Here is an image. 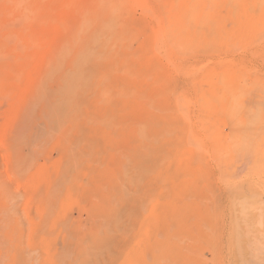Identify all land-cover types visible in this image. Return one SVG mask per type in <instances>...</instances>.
Wrapping results in <instances>:
<instances>
[{
  "label": "bare ground",
  "instance_id": "6f19581e",
  "mask_svg": "<svg viewBox=\"0 0 264 264\" xmlns=\"http://www.w3.org/2000/svg\"><path fill=\"white\" fill-rule=\"evenodd\" d=\"M51 1H48V2L46 1V4L47 3L48 4L53 3V1L52 2ZM154 1L155 0H146V1L138 0V6L142 9L140 16L139 17H134V16L130 17L126 21V23L122 26H119L112 18H109L108 20H106V23L103 26H97L96 28L93 29L92 33H90L89 35L81 36V34H80L78 37L75 38V40L72 42L73 45H75V53H74L75 57H74L73 63L75 65H77L78 67H82L83 70H86V71L88 69H94L98 73V75L95 76V77H98V79L94 80V81H90V82H83V83L80 81V82H78L80 84L76 83L75 86L73 85L74 87H72V88L68 87V89L66 90L67 92H65L66 94L52 96L53 101L55 103V108L53 110L51 109L53 106V104H52L53 102L51 100L50 109L52 110V112H54L53 114H55V111L57 112L55 114V116H57L60 119V120L58 119V121H60V122H57L58 124L60 123L59 125H61V124L63 125V122H64V126H65L64 129H66L67 133H69V134L66 133L68 136L70 135V133L72 131L73 133H71V134L75 135L74 137L73 136L72 137L75 139L76 136H78L79 134H82L83 132H85L83 134H85V136H87L86 135L87 131H90V132H88V133H90V135L87 137L89 138L90 136H92V137H90L91 141H90V139L88 140L87 137H84V135L81 136V139H82V137H84L85 142H87V143H88V141L93 142L92 144H94L95 147H96L95 143L96 142L98 143L99 140H100L99 141L100 143L104 142V141H101V140H103L102 136H104L103 134L105 133V132L104 133L102 132L103 131L102 127L105 128V127H108L109 125H111L110 127H112V129H113V127L117 125L118 130L116 131L117 132L116 137L117 138L121 137V138H119V140L121 139L122 143L124 141L125 145H124V147L121 146L122 149H124V151L122 149H120V150H122L121 151L122 153H119L120 156L117 158V162H116V160L114 161V162H116V164L118 163V170L119 171L116 172L117 173V175H116L117 180H116L115 184L111 186V194L116 195V194L122 193L123 197L124 198L126 197V199L129 198V197H127V193H126L127 191H129V190H126L127 189L126 186L129 183V181L127 180L128 179L127 175L125 174L126 165H127V167H129L130 164H132V163L136 164V166H134L133 168H131L129 170V171H131L129 179H132V177L135 174L138 175V173L141 174L144 171V168L141 169L143 166L142 163H145L144 161L151 160V159H153V160L157 159L158 160V158L164 159V161H165V160H167L166 158H170L168 156L170 154H171V158L174 157L178 151V150H176V149H178L177 145L180 143L181 140L183 141V139L185 138V133H187V132L190 133V130H192L193 128L196 127V124H195L196 121L195 120H199L202 117L209 118L211 116L216 115L214 113L220 112L219 115L222 116V120H223V118H225V120H227L231 126L230 130L226 131L225 136L224 135H221V136H224V140H227V141H234L235 140V141L231 142V143L230 142L226 143V141H224L225 144L223 143V145H221L222 143L221 144L219 143L220 137L216 134L218 136L219 140L215 139V138H217L215 136L214 137L215 144L218 143L220 145H218V144L215 145L214 143H211L212 145L209 147H207V145H206V148L204 149V151H202V152H204L203 164H202V165H204V172H205L204 177L194 179L195 175L190 176L191 171H189V172L185 171V170L182 171L181 167H182V164L185 163L184 161L181 162L182 164H180V165H178L177 162L175 163V161L173 163H170V161H173L172 159H174L176 157L170 159V161L168 160L169 163H168V161L163 162L162 160L160 161V159H159V161L155 162L156 164H158V166L155 165L156 169L154 167H152L154 165V163L152 164V166L150 168L147 167V169H148V171L150 169H154L153 173H152L153 170L149 171V175L151 172L153 175V178L154 177L157 178L156 174H159V173H156V172L161 171V173L159 174L160 177L157 178V182H162V180H160V179H163L161 177H164L165 183L167 182V184H168L169 180H172V183H173V179H174V183H175V181L176 182L179 181L181 176H183L182 172H184L185 179H186L187 174H188L187 175L188 179H189L188 176H190V177L193 176L194 180H192L190 178L191 184H190V182L187 183V181H189V180H187V179L184 180V178L182 177L181 178V179H183L182 181H185V182L183 184H182V182H180L181 180L179 182H177L178 183V184L176 183L177 186L182 185V186H179V188L176 187V184H172L171 182L169 183L170 188H171L170 191L172 193L175 190L174 191L175 195H173L174 193H172V194L170 193V191L168 190L169 187L168 188L165 187V189H167L168 193L165 192L164 187H162L163 186L162 184H164V183H160L159 188L156 185V190L159 189V192H160L159 195L160 196H161V190L163 191L162 193L165 196L162 195V197L164 196L165 199L168 200L167 203H169V205H171L172 201L175 200L176 203H174V206L172 205V207L175 208L177 205L181 204L180 203V202H182V201H180L181 198L184 200L186 199L185 198L186 195L184 194L185 193L184 191L187 190V188H185V186H187L186 183L188 184V188L190 186V189H189L190 194H189V196H187L188 199H186L185 201L188 200L187 201V208H188V212L190 215L191 228L192 227L198 228V226H200L202 224H203L202 226H204L205 224H208L205 222L210 219V217L213 215V212L215 210L219 211V213H220L219 217L221 218V220H220L221 221L220 222L221 223V227H220L221 232L219 233V242L221 243V246H222V244L224 245L225 243L227 244L228 242H231V240L233 238H237V239H235L236 244L235 245L233 244L235 246V248H233V249L228 248V250H226V251H225V249H224V251L222 250L223 251V256H222L223 258L221 261L222 264H264V69H263V71H261L260 69L258 71L253 70L252 75H254L253 77H254V80L256 82L253 85L246 86L245 85V78H244V76H242V74H241L242 77H240V75H239V76H236L237 78H234L232 80H227L228 78H225L227 73L223 72V71H226L225 69L228 70L227 67L223 68L222 72L220 70L218 72V74H215L216 71L214 70L213 67H212V69H209L207 71L208 63H210V62H207V64H205V67H204V69L206 68V70L202 71L203 72L202 76L200 75V77H202L203 79L202 78L199 79L200 77H198V79H199L198 81L196 79H193L196 82L195 83L196 85L194 87H191L192 90H190V92L193 91L192 93L195 95V98H197V101L200 103V106L198 105L196 107V105H193L191 102V99H192L191 96L192 95L189 92L190 88L189 89L187 88V90H183V91H180V90L177 91V89H175V90L170 89L169 90L167 85H164L163 83L160 82L161 75H159V74L161 73V70L163 68L159 67L158 63L154 62V59L158 56V51L160 49L159 41H158V36L160 35V24H159V17H158L157 8H156V5L154 4ZM60 2L61 1H59L58 3H60ZM74 2L76 3V0ZM74 2L66 1V3L65 2H63V3L66 7H69V9H70V7H72L75 4ZM81 2H78V3L80 4ZM55 3H57V2H55ZM58 3L55 5V7L59 6ZM85 3H87V2L85 1ZM179 3L181 4V6L184 7L186 15L190 17L188 20V24L186 26V30H187L186 34L189 37H191L192 42L193 41L208 42L210 44V48H214L215 41H216L217 37H219L218 35H220L222 33H224V34L228 33V35H230V33H232V28L229 29L227 27V25H229V24H227L226 27H224V25L223 26L221 25V23H223L222 20H224L221 18L222 22H220V14H221L220 12H221V10H223V6H224V9L230 8V9L234 10L235 8H238V9H236V11L240 9L239 11L244 12V13L248 12L249 14L253 13V11H254V14H256V16L259 15V13H257V12L263 13V11H264V0H179ZM48 4H47V6H44L45 4H42V5L37 4L36 5V0H0V37H1L0 38V60L2 59L4 61L6 59L3 57L5 56L7 58V56H8V61L6 60L5 62L2 61V63H0V71H1L0 72V87L6 88L4 90V93L3 92H1V93H3V96L5 97V99L3 97L2 98L4 100H6V102L8 103V106H9V107L7 106V111L5 110V112H7V113H10V112L14 113L15 110L16 111L18 110V106L22 107V106H20L19 103H24L27 100H30L29 97H30V95L32 96V93L29 92V94H30L29 95L28 94L29 90H34L32 92H33V95L34 94L35 95L32 98L35 100L38 99V101H37L38 103H39V99L42 100V99L47 98V95L45 93V83H44V75H43L44 74V66L51 61V58L62 48V46L65 43L63 44L62 40L61 41L55 40V42L56 41L60 42V43L56 44V46H59V45H61V46L58 47L57 50L49 52V51L55 49L56 47H54V48L52 47L53 49L49 48L52 45L50 44L48 47L47 43H50L51 41L50 42L47 41L46 44H44V46H43L44 50H43L42 54L38 55L39 54V50H38V44H39L38 41L39 40L37 38V42H36L31 38L30 42H31V44H33L31 46L34 47V51H32L33 49L30 50L32 53L30 52L29 54H27L25 52L26 57H25V55H24V57L26 59L23 57V60H22V57L20 55H18L19 51L18 52L15 51L18 53L17 55L19 56L16 59H15L16 55L14 56V58H12V56L14 54L11 53L12 49H15V47L18 44H22L23 49H24V50H22V48L20 49V47H18L20 49V51L22 50L21 51L22 53L20 52L21 55H23V52L25 50L26 51L28 50L27 46H28L29 41L28 42L25 41V43H24L23 40H26V39L23 36L19 37V39H17V42L12 47L9 44V47H11V48H9L7 50H6V48L8 46L7 41L10 40L11 38H13V36L16 35L17 33L18 34L19 33L25 34V36H26V34H27V36L29 34V36L31 37V34L29 33L31 31H29L28 26L30 23H32V21L34 20L36 15L39 14V12L45 11L43 20L45 18L46 19L48 18L51 21L53 20L52 19L53 14L56 15V13L54 12L55 9L53 11L51 10L52 13L49 12L50 11V9H49L50 5H48ZM75 5H77V4H75ZM60 6L63 7V5H60ZM74 6H73V8L75 10V13L73 11L69 10L71 13L73 12L72 13L73 17L76 16V13L80 9H82L81 5H80V7H78L79 5L75 6V7ZM57 8H59V7H57ZM61 8H59V9H61ZM232 10H231V12H232ZM67 11H68V9H67ZM231 12L229 11V13L232 14L231 16H234L233 13H231ZM237 13L238 12H236L234 14L236 15ZM246 15H244V16L246 17ZM239 16H240V14H239ZM242 17H243V15H242ZM249 17L251 18L252 16L248 15V19L251 21V19ZM64 18L68 19L67 16ZM43 20H41V21H43ZM59 20L60 19H58V21ZM61 20L63 21V19H61ZM16 21H18V24H19V25H17V27L15 24ZM41 21L37 22L38 23L37 27L35 25L36 29L33 28V29H35V31L38 29L37 30L38 31L37 33H39L38 36L47 31V30H45L46 28L43 31L39 30V29L43 28V26L41 28L42 24L45 25V23L48 22V21L44 20V23H42ZM53 21H54V23L53 22H51V23L55 24L56 20H53ZM65 21H67V20H65ZM226 21H225V24H226ZM235 21L233 23H235ZM246 21H248V20H246ZM161 22H162V18H161ZM237 22L238 21H236V23ZM248 22H247V24H248ZM251 22H249V24ZM51 23H50V25H51ZM57 23L58 24H56V27H58V25L60 24L59 22H57ZM206 23L208 25L204 26ZM240 23H242V22H240ZM239 26H241V25L239 24ZM31 27H33V26H31ZM56 27L54 28V30H52V28L49 27L51 29V31L49 29H48V31H49V34H51V36L53 35L52 34L53 31L56 30ZM237 28H235L234 31L237 30ZM247 29L248 28H246V30H245L246 32H248ZM251 29H253V28H251ZM251 29H248V30L250 31ZM255 30H256V32L253 30L254 33L251 34V39H249V40L251 42H253V40L257 41V40L264 39V27L260 30L259 29H255ZM34 32H33V34H34ZM57 32H58V29L56 30V32H54V35ZM251 32H252V30H251ZM162 33H163V30L161 31V34ZM61 34H65V33H61ZM34 35H37V34L35 33ZM228 35H225V36L228 37ZM62 36L65 37L66 35H61V39H62ZM243 36L244 35H242L241 38H243ZM247 36H250V35H247ZM247 36H246V38H249ZM215 37H216V39H215ZM17 38H18V36H17ZM193 38H194V40H193ZM34 39H36V37H34ZM43 39H46V38H43ZM63 39H65V38H63ZM226 39H228V38H226ZM234 39H235V37H234ZM18 40L22 41L23 43L18 42ZM31 40H33V41H31ZM52 41L54 42V40H52ZM217 41H218V39H217ZM236 41H238V40L236 39ZM44 42H42V43H44ZM208 51H210V50H208ZM37 55L39 56V58ZM91 55H97L99 57H103L104 61L101 64H98V62H96V61H89V59H90L89 57H91ZM217 63H214V65H216ZM229 63H231V62L229 61ZM220 65L223 67L222 62L218 66H220ZM224 66H227V65L225 64ZM206 72H207V74H206ZM208 72H209V74H208ZM220 72L224 73L225 76L221 78L222 75H219ZM83 73L84 72L80 73L81 77L84 76ZM217 75L221 79L216 78L217 82H215L214 78ZM196 78H197V76H196ZM222 79H223V81H220ZM203 80H207V83L210 85L209 86L207 84V86H208L207 89L204 88L205 85L203 86L204 89L202 88V85H203L202 83H206V81H203ZM209 80H211V82H209ZM215 83L217 84V86L215 85ZM214 85H215V87H214ZM185 87H184V89H186ZM188 87H190V86H188ZM219 89L221 90V95H220L221 98L220 97L218 98V96H219L218 90ZM251 90L253 92L252 94H251ZM249 91H250V94H248ZM47 99H50V98H47ZM47 99H45V100H47ZM214 99L217 100L216 101L217 104L220 103V101H222L220 103L221 105L217 106L214 103V101H212ZM0 100H2V99L0 98ZM171 100H173L176 103V105L180 104V106L177 105L176 107H172L174 110L169 109L168 104H169V102H171ZM42 101H44V100H42ZM208 101L209 102L211 101V103L213 102L217 106V108L213 103H212L213 107L210 104H208L209 103ZM6 102L4 101L5 106L7 105ZM37 102H36V106L39 105V104H37ZM206 104H208V106H207L208 109L207 108L205 109L204 105H206ZM26 105H27V103H25L24 106H26ZM171 105H175V104L172 103ZM5 106L3 105V109L0 107L2 111L5 109L4 108ZM31 106H32V104H31ZM210 106L214 110L211 109ZM33 108H32V112L35 113ZM27 109H31V107H29ZM27 109H24V110H27ZM28 111L29 110H27V113L25 112V114H28ZM30 112H31V110H30ZM33 113L31 114V116L36 115ZM19 115H20L19 118H21L22 117L21 113ZM40 115H42V113H40ZM47 115H48L47 118L50 119L49 114H47ZM63 115H65V116H63ZM219 115H217V116L219 117ZM238 115H239V117H238ZM26 116L27 115L23 116L24 120H26V118H27ZM57 117H55V118L57 119ZM64 117L66 118V121L63 119ZM61 118H62V120H61ZM215 118H217V117H215ZM30 119H31V117H30ZM19 120L22 121L21 119H19ZM28 120L29 119L27 118V122L29 123ZM208 121L209 120H207V123H208ZM212 121L213 120H211V123H212ZM47 123H49V122H47ZM3 124H5V123H3ZM6 124H8V123H6ZM16 125H17V122H16ZM213 125H214V123H213ZM215 125H217V124L215 123ZM219 125H220V123H219ZM23 126H25V125H23ZM46 126L48 128L49 125H46ZM6 127L7 126H5L4 128H6ZM4 128H2V130ZM59 128H61V127H58V132L63 129L62 128L61 130H59ZM55 129H56V127H55ZM220 129H218V130L220 131ZM5 130H4V132H5ZM197 130H199V129H197ZM17 131H19V130H17ZM52 131H53V129L51 130V132ZM216 131H217V129H216ZM192 132L193 131H191V133ZM52 133H54V132H52ZM101 133H103V134L101 135ZM191 133L188 134V136H190ZM106 134H107V132H106ZM13 135H14V133H13ZM110 135H111V129H110ZM110 135L108 132V137H110ZM5 136H8V135L6 134ZM2 137H4V136H2ZM106 137H107V135H106ZM78 138H80V137H78ZM78 138H76V139H78ZM86 138L88 141L86 140ZM113 138H114V135H113V137L111 136V140H109V138H108L107 141H108L109 145H111L110 142L113 140ZM212 138H211V141H213ZM74 139H73V142H74ZM81 139H79L80 141H78V140L76 141L78 143V144L76 143L77 147L79 146L76 151L72 152L69 149L71 152V155L63 163V166H61V167H63V169H62L63 172L59 170V169H61V167L58 169L59 175L55 171L57 174L56 178L58 179V181H61V180L63 181V179L65 177L67 178V175L69 173H71L72 171L73 172H75V170L78 171V168H77V167H79L78 165L82 164L83 167L88 165V163H87L88 159L86 160L85 157L88 156L87 153L88 154L91 153V149L89 148L87 143H85L83 141V139L82 140ZM193 139L196 140V138H194V137H193ZM115 140L116 139H114V141ZM119 140H117V143ZM216 140L219 142H217ZM121 141H119V144L121 143ZM185 141H186V139L184 140V142ZM81 142H82V144H81ZM74 143H72V145H74ZM79 143L82 146L79 145ZM100 143H98L99 146H100ZM111 143H112L111 147L116 146L115 143L113 144V141ZM194 143H196V142L194 141ZM209 143H210V141H209ZM103 144H101V145L103 146ZM102 146H100V147H102ZM174 146H176L175 150H173ZM190 146H192V145H190ZM119 147L116 146L114 149H116V148L118 149ZM40 148L42 149V147H40ZM66 148H67V146H66ZM8 149H9V147H8ZM199 149H201V146ZM18 150H19V148H18ZM93 150H94V147H93ZM61 151L62 150H60V152ZM2 152L3 151L1 150V153ZM118 152H119V150H118ZM172 152H174L173 153L174 155L172 154ZM16 154L17 153H15V155ZM36 155L38 156V154H36ZM189 155H191V154H189ZM189 155L186 154V156H188V159H187L188 162L190 160ZM110 158H111V156H110ZM183 159H185V157ZM191 159H192V156H191ZM46 160L47 159L45 158V161ZM92 160H93V158H92ZM6 161H5V163H7ZM97 161H98V159H97ZM180 161H181V158H180ZM14 162H15V159H14ZM157 162H159V163H157ZM83 163L84 164L86 163V164L84 165ZM95 163H97V162H95ZM150 163L148 162V164H150ZM162 163H163V165H162ZM174 163H175V166L178 167V168H176V171H175V169H172V167L175 168ZM99 164H100V162H99ZM159 164H161L162 166H160ZM199 164L196 163V166H198ZM146 165H147V163H146ZM170 165H171V168H170L171 170L169 169ZM43 166H44V164H43ZM56 166H57V164L55 165V167ZM159 166H160V168H158ZM166 166H169V167H166ZM18 167H19V165H18ZM163 167H164V169H163ZM199 167H198V170H200ZM157 168H158V170H157ZM179 168L182 171L181 173H180ZM24 169H26V168H24ZM113 169H114V171L116 170L115 168H113ZM183 169H184V166H183ZM194 169L192 170V172H193L192 174H194V173L196 174L197 169L195 171H194ZM15 170H16V168H15ZM138 170H139V172L136 173ZM165 170L168 171V174H166L167 171L165 173ZM169 170H170V172H169ZM173 170L175 172H173ZM224 170H225V172H226V170H229V171L232 170V172L234 173L232 175H234V177H232L231 179L223 180L222 179V173H224ZM127 171H128V169H127ZM148 171L146 170V166H145V171L143 173L148 174ZM177 171H178V174L180 173V177H178L179 179L175 178V174L177 176ZM202 171H203V169H202ZM73 172L71 175H73ZM185 172L187 174H185ZM21 173H23V172H21ZM169 173H170V175H169ZM162 174L163 175L165 174L167 176L165 177V175L163 176ZM171 174L173 175V178H171L172 177ZM2 176L4 177V175H2ZM141 176L143 177V175H140V177ZM144 176H146V175H144ZM168 176L170 178H168ZM140 177H138L139 182L141 180L143 181L142 177L140 180ZM196 177H197V175H196ZM51 178L53 179L54 177H50V179ZM66 178L63 181V183L66 182V180H68V178L67 179ZM75 179L76 178L74 177L73 180H75ZM148 179H149V181L151 180V175L148 176ZM148 179L147 180L144 179L143 182L146 183V181H148ZM164 179H163V181H164ZM155 180L156 179H154V182H152V184H151L152 188L150 187L151 189L150 188L147 189L148 192L147 191L143 192V189L146 190V188L145 187L142 188L140 186L141 184L143 186L142 181L140 182V185H139V182L134 180V186H138V187H140V189L142 188L141 191L139 190L141 193L140 194L141 199L144 195H146L148 193L151 194V191L153 190V188L155 187V184L157 183ZM25 181L26 180H24V182ZM34 181H35V179H34ZM58 181L56 183L59 184ZM77 181H81V180H77ZM85 181H87V180H85ZM13 182H15V181H13ZM27 182H29V181L27 180ZM111 182H112V180H111ZM71 183H73V182H71ZM84 183L85 182H83V185H84ZM30 185H31V183L28 186L30 187ZM42 185H44V183ZM65 185H66V183H65ZM76 185H77V182H76ZM173 185H174V190L172 188ZM58 186H60V185H58ZM62 186H64V185H62ZM47 187H48V185H47ZM50 187H51V185H50ZM138 187H136V188H138ZM161 187H162V189L160 190ZM175 187L178 190L181 187H182V190L183 189H185V190L183 191V193H182V190H181V193H179L180 191H177V189ZM71 188L70 189L68 188V189L71 190ZM0 189H2V188L0 187ZM35 190H37V188H35ZM8 191L10 192L9 189H8ZM79 191L80 190H78L77 192L79 193ZM137 191H138V189H137ZM139 191L136 192V194L138 193V195H139ZM123 192L126 193V196H124ZM164 192L170 198L172 197L171 200H170V198H166L168 196ZM35 193H36V191H35ZM180 194H182V196L183 195H185V196L184 197H182V196L178 197V195H180ZM173 196H176L178 198V200H176L177 199L176 197L173 198ZM51 197H52V194H51ZM115 197L116 196H114V198H112V200L114 202L117 201V200L116 201L114 200ZM9 198H10V195L8 196V199ZM8 199H6V200L8 201ZM53 199H55V198H53ZM120 199H122V198H120ZM126 199H125V203L119 208L116 205L111 206V213H110L106 222H105V219L103 220V218H102L103 225L107 226V232H108V235L106 236L105 242H104V247H105L104 254H102V255L106 256L104 259H107V257H108V260H110V261H111L112 257H114V255H116L117 253L119 255V252L121 251V248H122V244H124L122 242H125L126 237H129L128 240L138 239V238H136V236H138V235H136V233L133 234L132 229H131L132 233L129 232L130 235L126 231V234H128L129 236L124 235L125 236L124 237L122 235L124 241L121 237H120V239L118 238L119 235L117 237V232H118V230H120L119 228H124V226L126 224H129L128 221L130 222V220L128 219L127 223L125 221L126 224L124 225V220H122V216L124 217V219L126 218L124 216L126 211L123 212L125 209V205H126ZM148 199H151V197L149 196ZM44 200H46V199H44ZM131 200L127 204V206H129L130 208H132V204L135 206L137 205V204L132 203L133 200L132 201ZM145 200H146V198H145ZM160 200L161 199H158V202L156 204L154 203L152 206L154 207V205H155V207H156L157 205H159V207H157V209H160L161 206L163 208L164 205L166 207V204H167L166 201L164 199H162L161 203H163L164 205L163 204L161 205ZM150 201L151 200H149V202H146V203L153 202V201H151V202ZM164 201H165V203H164ZM8 202L10 204L11 201H8ZM119 202H121V201H119ZM78 203H80V202H78ZM2 204H3V202H2ZM49 205H47V207ZM147 205H149V204H147ZM118 206H120V205H118ZM142 206H143V202H142V205L139 207L141 208ZM51 207H50V213H52ZM129 207L127 208L128 212H129L128 209H130ZM155 207L153 208V211H155ZM168 207L170 208V206H168ZM178 207L179 206H177L175 210H177ZM12 208H13V206H12ZM133 209H134V207H133ZM150 209H151V206H150ZM2 210H4V209H2ZM8 210L9 209H7V213H13L12 211L10 212V210L8 212ZM149 210L146 212H149V214H150L152 212V209H151V212ZM45 211H46V209H45ZM130 211H131V209H130ZM173 211H174V209H173ZM0 212H1V210H0ZM128 212H126V213L128 214ZM162 212L163 211H161L160 213H162ZM144 213H145V210H144ZM106 214H107V212H106ZM132 214H133V212H132ZM156 214H158V213L156 212ZM4 215H6V212ZM47 215H48V213H47ZM143 215L145 218L146 214H143ZM14 216H15V212H14ZM158 216H159V214H158ZM163 216H164V214H163ZM166 216H167V214H166ZM7 217H8V214L4 218H7ZM50 217H51V215H50ZM128 217H130V216L128 215ZM9 218H10V216H9ZM12 218H13V214H12ZM67 218L70 219L69 217H67ZM131 218H133V217H131ZM159 218H160V216H159ZM159 218H157V222L154 219V223L156 225H158L160 222L161 223L163 222L162 219L160 221ZM213 219H216V218H213ZM22 220H23V218H22ZM140 220H141V218H140ZM143 221L141 220L140 223L143 224ZM40 222H42V219L40 220ZM164 222H163V224H164ZM183 222H185V221H183ZM8 223L10 224V222H7V224ZM148 223H149V225L147 224V226H148V228L151 229L152 224H150L149 221H148ZM154 223H153V225H154ZM7 224H6L5 229L7 227H8V230L11 229V228H9V226H7ZM21 224H22V222H21ZM52 224H53V222H52ZM215 224L218 226V224L216 222H215ZM16 225H17V223H16ZM130 225H131V223H130ZM144 225L146 227L145 222H144ZM56 227L58 228L57 224H56ZM145 227L141 225L140 229L144 230ZM204 227L206 228L208 226H204ZM15 228H17V226ZM20 228H21V226H20ZM47 228H49V227H47ZM128 228H130V227H128ZM176 228H177V226H176ZM0 229L3 231L2 227ZM153 229H151L152 232L150 230L149 233H147L148 231L145 230L144 236L145 237L147 236V239H149V237L151 238L153 236H154V238L156 237L155 240L158 237L160 238V236L158 235V233L156 231L157 228H155L154 231H153ZM169 229H170V227H169ZM26 230H27V227H26ZM133 230H134V228H133ZM206 230H207V228H206ZM195 231L196 230L193 231V229H192L191 234H194ZM24 232H23V234H24ZM32 232H34V231H32ZM197 232L198 231H196L194 235L197 236L199 234V232H198V234H196ZM123 233H121V234H123ZM151 233H152V235H151ZM38 234H37V236H38ZM41 234L42 233H40V235ZM118 234H120V233H118ZM148 234H150L151 236ZM200 234H201V236L200 235H198V236L202 238L204 235L202 232ZM216 234H217L216 236L218 237V230L216 231ZM20 235L21 234L19 233V236ZM132 236H135V238ZM196 236L192 235L193 238H191L192 241H191V245H190V248L188 251L190 253L189 255H190L191 262H190V260H188L190 264H198L197 262L202 259L204 251H206L204 246L197 242L196 238L198 236L197 237ZM131 237H132V239H131ZM217 237H215V238H217ZM26 238L29 239L28 236ZM67 238H68V236H67ZM164 238H165V236H164ZM204 238H202L203 241H204ZM57 239H59V238H57ZM70 239H71V237H70ZM152 239H149V241H147L148 246L150 245V243H151L150 240H152ZM182 239H183V237H182ZM184 239H186V238H184ZM54 241H56L57 244L59 243L58 242L59 240L57 241L54 239ZM216 241L218 242V240L214 241L215 244H216ZM153 242H155V241H153ZM11 243H13V242H11ZM212 243L209 242L210 246L211 245L215 246V244L214 243L212 244ZM231 243H233V240ZM142 244L144 246L143 242H142ZM154 244H155V247L153 249V253H154V255H157V252L160 249H158L157 242H155ZM206 244H208V243H206ZM14 245H15V243H14ZM4 247L5 246H3L2 250L4 249ZM24 247H26V246H24ZM211 247H213V246H211ZM178 248H179V246H178ZM213 248L215 249V247H213ZM221 248H223V247H221ZM219 249H220V245H219ZM58 250H60V248ZM209 250H210V247H209ZM13 251H15V250H13ZM35 251H37V252H35L36 254H34V255L38 256L39 254H37V253L39 250H35ZM90 251H93V250L90 249ZM211 251H213V250L211 249ZM64 252L65 251L63 250L62 253H64ZM67 252H68V250L65 253L66 254L65 258H71L67 255ZM215 252L216 251H214L213 253H215ZM23 253H24V251L22 250V254ZM68 253H69V255L72 256L71 252H68ZM99 253H100V251H99ZM32 254H33V252H30V254H29L30 257ZM60 255H62V254H60ZM145 255L148 256V254H145ZM218 255H219V253H218ZM20 256H21V254H20ZM143 256H141V257L143 258ZM6 257H8V256H6ZM212 257H213V255H212ZM2 258H4V257H2ZM210 258H211V256H210ZM39 259L40 258L38 256V259H37L38 262H39ZM113 259H117V257H115ZM13 260H15V259H13ZM29 260L31 261V259H29ZM57 260L59 261V259H57ZM70 260H69V262H70ZM213 260H214V258H213ZM216 260H218V262H219V259L216 258ZM27 261L28 260H26V262ZM76 261H74V262H76ZM113 261L114 260H112V262ZM141 261L143 263V260H141ZM165 261H167V260H165ZM0 262H1V260H0ZM4 262L7 263L8 261L4 260ZM26 262L24 261L25 264H26ZM92 262H94V260ZM203 262H201V263H203ZM27 263L29 264V261ZM33 263H34V260H33ZM42 263H43V261H42ZM134 263H135V261H134ZM206 263H207V260H206L205 264ZM211 263L213 264V262H211ZM36 264H37V262H36ZM55 264H57V263L55 262ZM101 264H106V260H103V262ZM110 264H111V262H110ZM139 264H141V263L139 262ZM219 264H220V262H219Z\"/></svg>",
  "mask_w": 264,
  "mask_h": 264
},
{
  "label": "rangeland",
  "instance_id": "374dc122",
  "mask_svg": "<svg viewBox=\"0 0 264 264\" xmlns=\"http://www.w3.org/2000/svg\"><path fill=\"white\" fill-rule=\"evenodd\" d=\"M46 1L48 2L51 0H36V5L37 4H39V5L45 4L44 6H47L48 3L46 4ZM52 1H53V3L48 4V5H50L49 6L50 11L49 12H51V10L53 11L55 9L54 12L56 13V15L53 14L52 19L56 20V23L53 24L54 23L53 20L51 21L50 19L47 18L48 19L47 20L45 18L44 20L48 21V22L45 23V25L42 24L41 28H42V26H43V28L39 29V30L43 31L45 28H46L45 30H47V31H48V29L51 31L50 28H52V30H54V28L56 27V24H58L57 22H59L60 23L58 25L59 28L56 27V30L58 29V32H57L58 34L56 33L54 35V32H56V30H55V31H53L52 36H51V34H49V31L48 32L46 31L44 33L42 32L43 34L38 36V34H39V33H37L38 29L35 31V29H36L35 25L37 27V25H38L37 22H40L41 20H43V17L45 14V11L44 12L41 11V12H39V14L36 15V17L34 18L32 23H30L28 26L29 31L32 32L31 33L28 31L31 34V37L29 36V34H28V36H27V34L25 36V34H21V33L18 34L16 32L18 35L16 33L15 34L18 36V38L16 35H14L13 38H11L10 40L7 41L8 46H7L6 50L11 48L17 42V39H19V37H21V36H23L26 39V40H23L24 43H25V41H27V42L29 41L28 46H27V49L29 51L27 50L28 51L27 52L25 50L23 52V55H21V53H22L21 51L24 50L22 44H18L15 47V49H12L11 53L14 54L12 56V58H14V56L16 55L15 56V59H16L17 57H19L18 55H20L22 57V60H23L24 55L26 57L25 52L27 54H29L31 52L30 50L33 49L32 51H34V47L31 46L33 44H31V42H30L31 38L36 42H37V38L39 40L38 41V43H39L38 44V50H39L38 55L42 54V52L44 50L43 46H44V44H46L47 41L52 42V43L51 42L47 43L48 47L50 44L52 45L49 48L56 47L55 49L52 48L53 50H51L49 52L55 51L58 49V47L61 46V45L56 46V44L60 43L58 41L62 40L63 44L64 43L65 44L63 45L61 43L63 45L62 48L51 58V61L44 66V74L43 75H44V83H45V93L47 95V98H50V99H47V98H45L47 100L42 99L44 101L39 99V103H38L37 102L38 99L35 100L32 98L35 95V94L33 95V92H32L34 90H29L28 94H29V92L32 93V96L29 94L30 100H27L28 102L26 101L24 103H19L20 106H22V107L18 106V110L17 111L15 110L14 113H12V112L7 113V112H5V110L7 111L8 103L6 102V100H4L5 97L3 96L4 90L6 88L0 87V93L3 92L0 94V96H1L0 98L2 99V100H0V107L3 109V105L5 106L4 101L7 104L4 107L5 109L3 111L0 108V120L2 119L0 121V142H1L0 143V187L2 188V189H0L1 190L0 191L1 192L0 193L1 194L0 195L1 196L0 197V210H1V212H0V221H1L0 222V228L2 227V229H3V231L0 229L2 231V232L0 231V260H1L0 264L2 262L4 264H25L24 261L26 262V260L29 261V264H36V262H37V264H51V263L55 264V262L57 264H59V263L60 264H62V263L63 264H101L103 262V260H106V264H108V263L110 264V262H111V264H115V263L116 264H119V263L120 264H133L134 261H135L134 264H139V262L141 264H170V263L171 264H190L188 261V260H190V255H189L190 253L188 251H189L191 241H192L191 238H193L192 235L196 236V235H194L196 231L199 232V234H198V232L196 234H198L200 236H201L200 233L201 232L203 233L204 236L202 235L203 236L202 238L205 237L204 241L198 235H197L198 237L196 236L197 237L196 239H197V242L199 244H202L204 246V248L206 249V251H204V254L202 256V259H201L202 261L199 260L197 263L200 264L201 262L204 261L203 263L205 264V262L207 260L206 264H212L211 262H213V264H219V262H220V264H222L221 261L223 258L222 256H223L224 249L226 251V250H228V248L229 249L235 248V246H234L236 244L235 239H237V238L232 239L233 243H231L232 242V240H231V242H228L227 244L225 243L224 245L222 244V246H221V243L219 242V233L221 232V228H220L221 227V223H220L221 218L219 217L220 213L217 210H215L213 212V215L210 217V219L205 222V223H208V224L204 225V226H208V227H206L207 230L204 226H202L203 224L198 226V228H193V227L191 228L190 215H189L188 208H187V201L188 200L187 201H185V200L188 199L187 196H189V194H190L189 193L190 186L188 188L187 183L190 182L191 179L194 180V179L202 178L205 176L204 165H202L204 152H202V151H204V149L206 148V145H207V147H209L212 145L211 143L215 144V139L219 140L218 136L220 137V142L217 140L216 141L219 142L220 144L222 143L221 145H223V143L225 144L224 141H226V143H228V142L231 143V142L235 141L234 139H233L234 141L224 140V136H225L226 131L230 130V127H231L230 123L227 120H225V118H223V120H222V116L219 115L220 112L214 113L216 115L211 116L209 118L202 117L199 120H195L196 121L195 122L196 127L193 128L192 130H190V133H191V131H193L192 133L194 135L191 133V135L188 136V134H190V133L189 132L185 133V138L183 139V141L181 140L180 143L177 145L178 149H176V146H174V148H173V150H175V149L178 150L177 153L174 151L176 153V155L174 157H176L177 159L174 157H172V158H174V159H172L171 154L168 155L170 158H166L167 159V160H165L166 162L168 160L170 161V159H172L173 161H170V163H173L175 161V163L177 162L178 165L182 164L181 162L184 161L185 163H183L184 165L182 164V167H181L182 171L183 170L188 171V172L191 171L190 176L195 175L194 179H193V176L192 177L188 176L189 177V179H188L187 178L188 174L185 172V174H187L186 179L189 180L186 183L187 186H185V188H187L186 191H184L185 189L182 190V187L179 190L177 189V188H179V186H182V185L177 186V184H178L177 182H179L181 180L180 182H182V184H183L185 181H182L183 180V179H181L182 177L184 178V180H186L185 176H184V172H182L180 168H179L180 173L182 172L183 176H181L179 181H177V182L175 181V183H174V179H173V183H172V180H169L168 184H167V182L165 183L164 177H161L164 179V181H163V179H160V180H162V182H157V178L160 177L159 174L161 173V171L160 172L157 171L156 173H159V174H156L157 178H155V177L153 178L152 173L154 172V169H150L151 171L152 170L153 171H152V173L150 172L151 180L149 181L150 178L148 179V176H150L149 175L150 170L148 171L147 167L150 168L152 166V164L154 163V165L152 167L155 168L156 167L155 165L158 166V164H156L155 162L159 161V159H160V161L162 160L163 162H165L164 159L158 158V160L157 159L156 160L151 159V160L144 161L145 163H142L144 167L142 166L141 169L144 168V171H145V166H146V170L148 171V174L143 173L144 171L142 173L140 172L141 174H139L138 173L140 170L139 169L136 172V173H138V175L135 174L133 176L134 178L132 177V179H129L130 172H131L129 170L131 168H133L134 166H136V164L132 163V164H130L129 167H127V165H126L125 174L127 175V178H128V179L127 178L126 179L129 181V183L126 186V188H127L126 190L130 191V192L127 191L126 193H127V197H129V198H127V199H126V197L124 198L122 193L116 194V195L111 194V186L115 184V182L117 180V178H116L117 173L116 172L119 171L118 170V163L116 164L117 158L120 156L119 153H122L121 152L122 150L124 151V149H122L121 146L124 147V145H125L124 141L122 143L121 139L119 140V138H121V137H118V138L116 137L117 136L116 131L118 130L117 125L114 126L113 129H112V127H110L111 125H109L108 127H105V128L102 127L103 131L102 130L101 131L103 133L104 132L105 133L104 134L101 133V135L102 134L104 135V136H102L103 140H101V141H104L103 142L104 144L102 142L100 143L99 142L100 140L98 141V143H100V146H102L101 144H103L102 147H100L97 142L96 143L94 142L96 144V147H95L94 144H92L93 142L88 141L90 139V137H92V136H90L89 138L87 137L90 135V133H88L90 131H87V133H86L87 136H85V134H83L85 132H83L82 134H79L78 136H76L74 139L73 137L75 135L71 134V133H73L72 131H71L69 136L67 135L69 133H67L66 129H64L65 128L64 122H63V125L62 124L59 125L60 123L59 124L57 123L60 121H58L59 118L57 116H55V114L57 112L55 111V114H53L54 112H52V110L55 108V103L53 101L52 96L66 94L65 92H67L66 90L68 89V87L72 88L76 85V83L80 84V83H78L80 81L83 83V82H90V81H94V80L98 79V77H95L96 75H98V73L94 69H88L86 71V70H83L82 67H78L77 65H75L73 63V60L75 57L74 56L75 55L74 54L75 53V45H73L72 42L75 40L76 37H78L80 34H81V36L89 35L90 33H92L93 29L96 28L97 26H103L106 23V20H108L109 18H112L119 26H122L126 23V21L130 17H132V16L139 17L141 12H142V9L138 6V0H76V3L74 2L75 0L74 1L73 0H64V1L63 0H52ZM54 1L57 3L59 1H61L60 2L61 4L58 3L59 6L55 7V5L57 3H55ZM62 1L65 3H66V1L74 2L75 4H77V5L74 4L75 6L79 5L78 7H80V5H81L82 9H80L76 13V16L73 17L72 13L73 12L75 13V10L73 8L74 5L72 7H70V9H69V7H66ZM77 1L78 2L82 1V2L79 4ZM85 1L87 3H85ZM144 1H146V0H144ZM154 4L156 5V8H157L158 17H159V24H160V35L158 36L160 49L158 51V56L154 59V62L158 63V66L163 68L161 70V73L159 74V75H161L160 82L163 83L164 85H167L169 90L170 89L171 90L177 89V91H179V90L183 91V90H187V88L188 89L190 88L189 89V92H190V90H192L191 87H194L196 85L195 84L196 82L193 79H196L198 81L199 79L202 78V77H200V75L202 76V73H203L202 71L206 70V68L204 69V67H205V64H207V62H210V63H208L207 71L209 69H212V67H213L214 70L216 71L215 74H218V72L220 70L222 72L223 68H226V67L228 68V70L225 69L226 71H223V72L227 73L226 76L224 73H221V72H220L221 74L219 73V75H222L221 78L225 76V78H228L227 80H232L234 78H237L236 76L240 75V77L244 76L246 86L253 85L256 82L254 80V77H253L254 75H252V71L253 70L258 71L259 69L261 71H263V69H264V39L257 40V41L253 40V42H251L249 39H251V34L254 33L253 30L256 32L255 29L260 30L264 27V11H263V13L257 12V13H259V15L257 14L258 16H256V14H254V11H253V13L249 14L248 12L244 13V12L239 11L240 9L236 11V9H238V8H235L234 10H232L230 8L224 9V6H223V10H221V12H220L222 15L219 13L220 14V22L223 21V23H221V25L222 26L224 25V27H226V25L229 24V25H227V27L229 29L232 28V33H230V35H228V33H225V34L222 33L220 35L217 34L219 36V37H217L218 41L215 37V39H216V41L214 40L215 46H214V48H210V44L208 42H205V41L204 42L203 41H201V42L193 41L192 42L191 37H189L186 34L187 33L186 26L188 24V20L190 17L186 15L184 7L181 6V4L179 3V0H155ZM60 5H63V7L64 6L65 7L63 8ZM57 7H59V8L62 7V8L59 9ZM67 9H68V11H67ZM69 10L73 11V12L71 13ZM231 10H232V12H231ZM229 11L231 13H233L234 16H231L232 14H230ZM236 12H238V13L235 15L234 13H236ZM239 14L241 17L239 16ZM242 15H243V17H242ZM244 15H246V17ZM248 15L252 16L251 18L249 17L251 19V21L254 19L252 22L248 19ZM66 16L68 19L64 18ZM161 18H162V22H161ZM221 18L224 20H222ZM58 19H60V20L58 21ZM61 19H63V21ZM44 20L41 22L44 23ZM65 20H67V21H65ZM226 20L227 21L229 20V21L227 22ZM235 20L238 22L236 23ZM246 20H248L251 23L249 24V22ZM225 21H226V24H225ZM234 21H235V23H233ZM49 22L50 23L53 22V23H51V25H50ZM240 22H242V23H240ZM247 22H248V24H247ZM15 24L17 27V25H19L18 21H16ZM239 24L241 26H239ZM207 25L208 24L206 23L204 26H207ZM31 26H33V27H31ZM245 27L248 29L253 28V29H251L252 32H251V30L249 31L248 29H247L248 32H246ZM33 28H35V29H33ZM235 28H237V30L234 31ZM162 30H163V33L161 34ZM33 32H34V34L36 33L37 35H34ZM61 33H65V34H61ZM61 35H66V36L65 37L62 36V39H61ZM225 35H228V37H226ZM242 35H244L243 38H241ZM247 35H250V36H247ZM53 36L54 37L56 36V37L54 38ZM246 36L249 38H246ZM34 37H36V39H34ZM234 37H235V39H234ZM43 38H46V39H43ZM63 38H65V39H63ZM226 38H228V39H226ZM236 39L239 42L236 41ZM33 40H31V41H33ZM52 40H54V42ZM55 40H58V41L55 42ZM193 40H194V38H193ZM18 42L21 43L22 41L18 40ZM42 42H44V43H42ZM9 44L11 45V47H9ZM18 47H20V49L22 48V50L20 51V49ZM208 50H210V51H208ZM15 51H17V52L19 51L18 52L19 54ZM3 58H5L8 61V56H7V58L5 56ZM38 58H39V56H38ZM89 58H90L89 61H96V62H98V64H101L104 61L103 57H99L97 55H91V57H89ZM6 60L3 61L1 59L0 63H2V61L5 62ZM229 61L231 63H229ZM217 62L218 63L222 62L223 67L221 65L218 66L220 63L218 64ZM214 63H217V64L214 65ZM225 64L227 66H224ZM81 72H84L83 73L84 76H82V77L80 76ZM206 74H207V72H206ZM208 74H209V72H208ZM241 74H242V76H241ZM195 75L197 76V78ZM198 77H200V78L198 79ZM216 78L221 79L217 75L214 78L215 82H217ZM203 81H206V83H202L203 84L202 88L205 85L204 88L207 89L208 88L207 80H203ZM220 81H223V79ZM209 82H211V80H209ZM215 85L217 86L216 83H215ZM215 85H214V87H215ZM188 86H190V87H188ZM184 87L186 89H184ZM218 91H219V93H218L219 96L218 95L217 96H218V98L219 97L221 98V96H220L221 90L219 89ZM192 92L193 91L190 92L192 95L191 96L192 104L196 105V107L198 105L200 106V103L197 101V98H195V95ZM252 93L253 92L251 90V94ZM248 94H250V91L248 92ZM51 100L53 102L52 103L53 106L51 108L52 110L50 109ZM35 101L39 105L36 106ZM212 101H214V103L217 106H220L221 105L220 103L222 102V101H220V103H218L219 104L218 105L216 103L217 100L214 99ZM171 102L175 105H171L172 104ZM171 102H169V104H168L169 109H173L172 107H176L177 105L180 106V104L176 105V103L173 100H171ZM25 103H27L26 106H24ZM212 103L210 101L208 104H210L212 106L214 104V103L213 104ZM31 104H32V106H31ZM208 104L204 105L205 109L206 108L208 109V107H207ZM28 106L31 107V109H27V108H29ZM217 106H216V108H217ZM212 107H211V109H213ZM23 108L29 110L28 114H25V112L27 113V110H24ZM32 108H33L35 113L32 112ZM30 110H31V112H30ZM20 113L22 116L21 118H19ZM32 113L36 114V115L31 116ZM40 113H42V115H40ZM47 114H49L50 119L47 118L48 117ZM25 115H27L26 117L29 119L28 120L29 123L27 122L26 117H25L26 120L23 119L24 118L23 116H25ZM217 115H219L220 118ZM63 116H65V115H63ZM30 117H31V119H30ZM55 117H57V119ZM215 117H217V118H215ZM238 117H239V115H238ZM19 119H21V120L23 119V120L20 121ZM63 119L66 121L65 117ZM61 120H62V118H61ZM207 120H209L208 123H207ZM211 120H213L212 123H211ZM16 122H17V125H16ZM47 122H49V123H47ZM3 123H5V124H3ZM6 123H8V124H6ZM213 123H214V125H213ZM215 123L217 125H215ZM219 123H220V125H219ZM22 124L25 126H23ZM46 125H49L48 128ZM5 126H7V127L4 128ZM55 127H56V129H55ZM58 127H61V128H59V130H61L63 128L65 131L62 129L61 131H59L60 132L59 133ZM2 128H4V129L2 130ZM52 129H53L52 132H54V133L51 132ZM110 129H111V135H110ZM197 129H199V130H197ZM216 129H217V131H216ZM218 129H220V131ZM4 130H5V132H4ZM17 130H19V131H17ZM106 132H107V134H106ZM108 132H109L110 137H108ZM13 133H14V135H13ZM6 134L8 136H5ZM1 135L4 137H2ZM82 135H84V137L88 138V140L86 138V140L88 141V143H87L84 141L85 138L82 137L83 141L85 143H87V145L91 149V153H89L90 155L87 153L88 156L85 157L86 160L88 159L87 160L88 165H86L84 167L82 164L78 165L79 166V167H77L78 171H76V170H75V172L72 171L73 175H71L72 172L69 173L70 175L69 174L67 175V178L69 181L66 180V182L63 183V181L65 180L66 177L63 179V181L62 180L58 181V179L56 178L57 174L59 175L58 169L61 166H63V163L71 155L70 150L72 152L77 150V148L79 146L77 147L76 141L77 140L80 141L79 139H81ZM106 135H107V137H106ZM113 135H114V138L112 140L113 144L115 143V145L117 147L120 146L118 149L117 148L114 149L116 146L111 147L112 141L110 142L111 145H109V143L107 141L108 138H109V140H111V136L113 137ZM221 135H224V136H221ZM192 136L194 138H196V140L193 139ZM215 136L217 138L214 139ZM78 137H80V138H78ZM76 138H78V139H76ZM211 138L213 141H211ZM73 139H74L75 143L73 142ZM114 139H116V140L114 141ZM185 139H186V141L184 142ZM117 140L121 141V143L119 144V141L117 143ZM90 141H91V139H90ZM194 141L196 143H194ZM209 141H210V143H209ZM72 143H74V145H72ZM81 144H82V142H81ZM81 144L79 143V145H81ZM217 144L218 143H216L215 145H217ZM220 144H218V145H220ZM190 145H192V146H190ZM66 146H67V148H66ZM200 146H201V149H199ZM8 147H9V149H8ZM40 147H42V149ZM93 147H94V150H93ZM18 148H19V150H18ZM120 149H122V150H120ZM1 150L3 151L2 153H1ZM60 150H62V151L60 152ZM118 150H119V152H118ZM174 152H172V154ZM15 153H17V154L15 155ZM188 153L191 155H189ZM36 154H38V156ZM186 154L189 155V159H190L189 162L187 161L188 156H186ZM110 156H111V158H110ZM191 156H192V159H191ZM179 157L181 158V161H180ZM184 157H185V159H183ZM45 158L47 159L46 161H45ZM92 158H93V160H92ZM14 159H15V162H14ZM97 159H98V161H97ZM115 160H116V162H114ZM5 161L7 163H5ZM169 161H168V163H169ZM95 162H97V163H95ZM99 162H100V164H99ZM148 162L149 163L151 162V163L148 164ZM146 163H147V165H146ZM157 163H159V162H157ZM175 163H174L175 168L172 167V169H175V171H176V168H178V167L175 166ZM196 163H198V164L200 163V164L198 166H196ZM43 164H44V166H43ZM56 164H57V166L55 167ZM18 165H19V167H18ZM159 165L162 166L163 163H162V165L161 164H159ZM160 166L158 168H160ZM183 166H184V169H183ZM166 167H169V166H166ZM198 167L200 168V170H198ZM15 168H16V170H15ZM24 168H26V169H24ZM113 168H115L117 171L116 170L114 171ZM158 168H157V170H158ZM170 168H171V165H170L169 169ZM62 169H63V167H61V169H59V170L62 171ZM127 169H128V171H127ZM163 169H164V167H163ZM193 169H194V171L197 169L196 174L195 173L192 174ZM202 169H203V171H202ZM170 170H169V172H170ZM20 171L23 173H21ZM55 171L57 172V174ZM166 171L167 170H165V173H166ZM175 171L173 170V172H175ZM226 172L224 170V173H222V179L223 180L231 179L232 177H234V175H232V174H234L232 172V170H230V171L226 170ZM180 173L178 174V171H177V176L175 174V178L180 177ZM166 174H168V171ZM2 175H4V177ZM140 175H143L144 178L141 176L143 181H144V179L145 180L148 179V181H146V183H144L141 180ZM144 175H146V176H144ZM169 175H170V173H169ZM196 175H197V177H196ZM166 176L167 175H165V177ZM50 177H54V178L50 179ZM74 177L76 178L75 180H73ZM138 177H140V180L143 182V186H142V184L140 185L141 181L140 182L138 181V179H139ZM168 178H170V177L168 176ZM171 178H173V175ZM34 179H35V181H34ZM154 179H156L155 181L157 183L156 184L154 183L155 187L153 186L154 187L152 190L153 192L150 190L151 194L148 193L149 194L148 195L145 193L146 195H144L141 199L140 191L142 190L143 187L146 188V190L143 189V192L147 191V189H149L152 186L151 184H152V182H154ZM24 180H26V181L24 182ZM27 180L29 182H27ZM56 180L59 182V184L56 183L57 182ZM77 180H81V181H77ZM85 180H87V181H85ZM111 180H112V182H111ZM134 180L139 182V185L142 187L141 189L138 186H134ZM13 181H15V182H13ZM42 182L44 183V185H42L43 184ZM71 182H73V183H71ZM76 182H77V185H76ZM83 182H85L84 185H83ZM170 182L172 184L177 183L176 184L177 188L175 187L177 189V191H180L179 193H181V190H182V193L184 191L185 192L184 194L186 195V196L185 195L182 196V194L178 195V197H180V196L184 197L185 196L186 199L184 200L182 198L181 199L179 198L180 201H182V202L179 201L181 204L178 202L180 205H177V206H179L177 208V210H175L177 206L175 208L172 207V205L174 206V203H176V201L175 200L172 201V204L170 203L171 205H169V203H167L168 200L165 199V197H164L165 195L162 193L163 191L161 190L162 187H164L165 192H167V189H165V187H167V188L169 187L168 190L170 191V189H171L170 184H169ZM30 183H31V185L29 187L28 185ZM65 183L67 186L65 185ZM160 183H164V184H162L163 186L160 188L161 196L159 195V193H160L159 189L156 190V185L159 188ZM190 184H191V182H190ZM47 185L49 188L47 187ZM50 185H51V187H50ZM58 185H60V186H58ZM62 185H64V186H62ZM102 185L103 186L105 185V186L103 187ZM136 187H138V188H136ZM35 188H37L38 191L35 190ZM68 188L69 189L71 188V190H69ZM172 188L174 190V185ZM8 189L10 190V192L8 191ZM137 189H138V191L140 190L139 191L140 196L138 195V193L136 194V192H138ZM78 190H80L79 193L77 192ZM35 191H36V193H35ZM174 191L172 192V193H174L173 195H175ZM126 193L123 192L124 196H126ZM170 193H171V191H170ZM51 194H52V197L55 199H53L51 197ZM9 195H10L11 199L10 198L8 199ZM162 195H164V196L162 197ZM114 196H116L114 199L115 201L117 200L116 202H114L112 200V198H114ZM149 196L151 197V199H148ZM176 196H173V198H175ZM120 198H122V199H120ZM145 198H146V200H145ZM166 198H170V197L168 196ZM171 198H170V200H171ZM6 199H8V201H11L12 203L10 202V204H9V202ZM44 199H46V200H44ZM125 199H126V205H125V209L123 212H125V211L128 212L127 208L129 206H127V204L131 199L133 200L132 203L137 204L136 205L137 207L132 204V208L129 207L131 209V211H130V209H128L129 210L128 214L126 212H125L126 215L124 214V216L126 218L124 219V217L122 216V220H124V225L127 223L128 219L130 220V222L128 221L129 224H126L124 226V228H119L120 230H118V232H117V237L119 235L118 238L120 239V237H121L123 239L124 235L125 236L128 234L130 235L129 232H131V229H132L133 234L136 233V235H138V236L135 235L136 238H138V239L128 240L129 237H126L125 242H122L124 244H122V248H121V251L119 252V255L117 253L116 254L117 256L114 255V257H112V259L110 261V260H108V257H107V259H104L106 256L102 255V254H104V249H105V247H104L105 238L108 235L107 226L103 225V220L105 219V222L107 221V219L111 213V206L116 205L119 208L125 203ZM158 199H161V200L164 199L167 203L166 207L163 203H161V200H160V204L164 205V207H163L164 209L162 208V206L160 207V209H157V207H159V205H157L156 207L154 205L155 211H153L154 207L152 205L154 203L156 204L158 202ZM149 200H151L153 202L150 201L151 203H146V202H149ZM176 200H178V198ZM119 201H121V202H119ZM165 201H164V203H165ZM2 202H3V204H2ZM78 202H80V203H78ZM142 202H143V206L145 208L142 206L143 208L141 207L142 208L141 209L139 206L142 205ZM147 204H149V205H147ZM47 205H49L50 207L52 206L51 207L52 213H50V207L49 206L47 207ZM118 205H120V206H118ZM12 206H13V208H12ZM150 206H151L152 212H151ZM168 206H170L171 209ZM133 207H134V209H133ZM2 209H4V210H2ZM7 209H9L10 212L12 211L13 213H7ZM45 209L47 212L45 211ZM173 209H174V211H173ZM9 210H8V212H9ZM144 210H145V213H144ZM148 210L151 212L150 214H149V212H146ZM161 211H163L164 213L163 212L160 213ZM5 212H6V215L8 214V217H7L8 219L4 218V217H6V215H4ZM14 212H15V216H14ZM106 212H107V214H106ZM132 212H133V214H132ZM156 212L159 214L160 218H159L158 214H156ZM47 213H48V215H47ZM12 214H13V218H12ZM143 214H146L145 218H144ZM163 214H164V216H163ZM166 214H167V216H166ZM50 215L52 218L50 217ZM128 215L130 217H128ZM9 216H10V218H9ZM67 217H69L70 219H68ZM131 217H133V218H131ZM22 218H23V220H22ZM102 218H103V220H102ZM140 218L142 221L144 220L143 224L140 223V221H141ZM157 218H159L160 221H161V219L163 222L165 221L164 224H163V222L161 223L158 220L160 223L158 222L159 224L156 225L154 223V219L157 222ZM213 218H216V219H213ZM41 219H42V222H40ZM125 221H126V223H125ZM148 221L150 222V224H152L151 229L157 228L156 231H157L158 235L160 236V238L157 236L158 238L156 240H155L156 237L154 238V236H153L150 238L148 236L149 239L153 238L152 240H150L151 243L149 246L147 245V241H149V239H147V236L146 237L144 236L145 230L148 231L147 233H149L151 230L147 226V224L149 225ZM183 221H185V222H183ZM214 221L218 224V226L215 224ZM7 222H10V224L9 223L7 224ZM21 222H22V224H21ZM52 222H53V224H52ZM144 222H145L147 228L145 227ZM16 223H17V225H16ZM130 223H131V225L132 224L133 225L131 226ZM153 223H154V225H153ZM6 224L11 229L8 230V227L5 229ZM56 224L58 225V228L56 227ZM141 225L144 226L146 229L144 228V230H141L140 229ZM16 226H17V228H15ZM20 226H21V228H20ZM127 226L130 228H128ZM176 226H177V228H176ZM26 227H27V230H26ZM47 227H49V228H47ZM169 227H170V229H169ZM133 228H134V230H133ZM154 229H153V231H154ZM192 229H193V231L196 230L194 232V234H191ZM217 230H218V237L216 236ZM32 231H34V232H32ZM126 231L128 234H126ZM23 232H24V234H23ZM151 232H152V230H151ZM19 233L21 234L20 236H19ZM40 233H42V234L40 235ZM118 233H120V234H118ZM121 233H123V234H121ZM37 234H38V236H37ZM148 235H150V234H148ZM151 235H152V233H151ZM27 236L29 237V239L26 238ZM67 236H68V238H67ZM135 236H132V237L135 238ZM164 236H165V238H164ZM70 237H71V239H70ZM132 237H131V239H132ZM182 237H183V239H182ZM215 237H217V238H215ZM57 238H59V239H57ZM184 238H186V239H184ZM54 239L57 241L59 240L58 241L59 243L57 244L56 241H54ZM215 240H218V242H219L218 243L216 241V244L218 243L217 245L214 243ZM123 241H124V239H123ZM153 241L157 242L158 249H160L157 252V255H154V253H153V249L155 247V244H154L155 242H153ZM11 242H13V243H11ZM142 242L144 243V246H143ZM205 242L208 244H206ZM209 242L210 243L213 242L215 244V246L211 245V246L215 247V249L210 246ZM14 243H15V245H14ZM219 245H220V249H219ZM3 246H5V247L2 250ZM24 246H26V247H24ZM178 246H179V248H178ZM209 247H210V250H209ZM221 247H223V248H221ZM59 248H60V250H58ZM12 249L15 251H13ZM90 249L93 251H90ZM211 249L213 251H211ZM22 250L24 251L23 254H22ZM35 250H39L37 253V254H39L38 256L40 258L39 262L37 260L38 256L34 255V254H36L35 252H37ZM63 250L65 251L64 253H62ZM67 250H68V252H71L72 256L69 255V253L67 252V255L71 258H65V255H66L65 253ZM99 251H100V253H99ZM214 251H216V252L213 253ZM30 252H33L31 257L29 255ZM218 253H219V255H218ZM20 254H21V256H20ZM60 254H62V255H60ZM145 254H148V256H146ZM211 254L213 255V257ZM6 256H8V257H6ZM141 256H143V258ZM210 256H211V258H210ZM2 257H4V258H2ZM115 257H117V259H113ZM213 258H214V260H213ZM216 258L219 259V262H218V260H216ZM13 259H15V260H13ZM29 259H31V261ZM57 259H59V261ZM4 260L8 261V262L5 263ZM33 260H34V263H33ZM69 260H70V262H69ZM93 260H94V262H92ZM112 260H114V261L112 262ZM141 260H143V263ZM165 260H167V261H165ZM42 261H43V263H42ZM74 261H76V262H74ZM27 262H26V264H28ZM190 262H191V260H190ZM203 263H201V264H203Z\"/></svg>",
  "mask_w": 264,
  "mask_h": 264
}]
</instances>
